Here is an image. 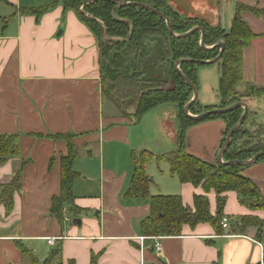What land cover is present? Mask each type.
<instances>
[{"label": "crops", "instance_id": "0c3cea01", "mask_svg": "<svg viewBox=\"0 0 264 264\" xmlns=\"http://www.w3.org/2000/svg\"><path fill=\"white\" fill-rule=\"evenodd\" d=\"M55 2L40 16L28 13ZM170 3L179 13L185 7L187 18L226 32L239 7H246L240 17L254 37L243 50V80L237 90L264 88V0ZM99 56L95 35L61 1L0 0V135L17 136L19 146L18 156L0 164V264H34L23 249L42 263L57 245H61L64 264H91L94 258L98 264H264V227L258 239L259 228L239 234L233 226L238 217L264 220V211L242 205L233 191L225 193L227 229L222 222L217 228L203 223L184 225L175 236L142 235L141 223L151 215L150 201L126 198L134 156L149 152L156 157L145 168L153 197L179 196L185 207L195 211V196H206L215 217L217 194L181 183L171 174L168 162L157 159L178 148L179 108L166 104L172 108L164 113L165 105L159 106L139 123L132 113L125 116L103 94ZM260 100L264 97L241 100L249 107L245 132L264 128L256 120L263 115ZM152 127L157 136L140 137ZM226 130L222 119L190 127L187 152L218 165ZM59 135L73 136L71 143L78 154L73 163L78 175L73 182V205L78 212L66 206L61 220L52 215L51 207L61 194V164L70 145ZM17 176L19 186L9 193ZM240 176L256 185L264 198V161L241 168ZM8 195L10 209L2 201ZM49 238L55 239L54 244H49Z\"/></svg>", "mask_w": 264, "mask_h": 264}, {"label": "trees", "instance_id": "16d2710c", "mask_svg": "<svg viewBox=\"0 0 264 264\" xmlns=\"http://www.w3.org/2000/svg\"><path fill=\"white\" fill-rule=\"evenodd\" d=\"M60 1L65 9H71L78 15L97 39L103 94L114 102L125 116H130V110H133L131 115L137 123L145 114L159 106L176 105L179 108L181 125L178 148L176 152L157 159L168 162L171 174L181 183H190L194 187H202L205 193L215 191L217 194L215 217L211 214L209 199L206 196H195V211L185 207L179 196L153 197L149 192L150 180L145 168L156 157L149 152L134 156V174L126 198L142 197L150 201L151 215L141 223L142 235L145 237L175 236L181 233L184 225L196 227L203 223H209L217 228L225 219L224 208L227 199L225 193L230 191L236 192L240 203L247 208L264 211V198L261 191L249 179L240 176V167L211 165L190 155L185 146L187 130L190 127L217 119L227 123L223 146L228 132L243 114V110L239 108L225 115H211L202 121L189 119L184 114V107L192 98V89L175 70V63L182 58L212 60L219 55L220 50L218 48L212 52L202 50L199 44L201 38L199 32L184 39H175L170 35L163 18L139 7L127 5L121 7L120 1L124 4L131 2L144 4L164 13L170 19L172 28L177 34H184L195 27H203L207 47L224 41L225 49L218 62L219 92L222 99L219 108L231 106L246 97H264V88L249 86L247 93L242 95L243 98H239L236 92L243 80V50L250 46L254 37L240 17L241 11L247 8L239 7L230 31L226 32L220 26H211L198 19L180 18L176 11L170 10L167 0H59V3ZM55 4L56 2L39 11L28 13L40 16ZM82 7L83 10H81ZM196 67L197 65L188 63L180 67L186 78L195 86H197ZM165 73L175 81L173 87L167 90L161 88ZM121 99L123 102L128 100L125 107L121 106ZM196 104L197 102L191 108V113L195 115L216 108L206 107L202 110L195 108ZM242 133H246L243 127L233 136L232 144L224 157L226 162L248 160L264 151V149H258L247 152V149L245 151L238 147L236 140ZM56 137L68 141L70 145L69 154L62 159L61 164V194L53 199L51 207L52 215L61 220L66 206L74 208L73 182L78 175L73 170V163L78 154L71 143L73 136ZM18 155L17 136L0 135V164ZM261 161H264V157ZM18 186L19 177L17 176L8 188L9 193ZM2 201L10 209L11 196L3 197ZM74 210L78 212L77 208ZM233 226L235 233L239 234L246 233L251 227L259 228L258 239H260L263 234L264 220L253 216L238 217L234 219ZM23 253L30 256L34 264H64L61 245H57L48 259L42 263L28 250L23 249ZM91 264H98L95 258Z\"/></svg>", "mask_w": 264, "mask_h": 264}, {"label": "water", "instance_id": "95a60500", "mask_svg": "<svg viewBox=\"0 0 264 264\" xmlns=\"http://www.w3.org/2000/svg\"><path fill=\"white\" fill-rule=\"evenodd\" d=\"M125 5L142 8L144 10L152 12V13L158 15L159 17L163 18L167 24V28L169 30L170 35L175 39H184V38L189 37L193 33L199 32L201 34L199 44H200V48L202 50L208 51V52H212L214 49H217V48L220 50L219 55L212 60H194V59L182 58L175 63V70L177 71L179 76L182 78V80L192 89V98L185 105L184 114L189 119L202 121L211 115H225V114H228L230 112H233V111L241 108L243 110V114L241 115L237 124L234 127H232L230 129V131L228 132L226 139H225V142H224V145L222 146V148L219 152V155L217 158V163L221 166H227V167L228 166L229 167L230 166H237L240 168H246V167H250V166L254 165L255 163L259 162L264 157V151L255 154L252 158H250L248 160H243V161L233 160V161H227L226 162L224 159L227 150L230 148V146L232 144L233 136L244 126L246 119L249 115V107L246 104V102L239 101V102H236L235 104L228 106L226 108H215V109L205 111V112L197 114V115L191 113V108L198 101V88L186 78L185 74L181 71L180 67H181V65H183L185 63L195 64V65H213V64L220 62L221 57H222L223 52H224V49H225L224 41H219L214 46L207 47L205 44V30L203 29V27H195L192 30H190L184 34H177V33H175V31L172 28L170 19L164 13L158 12L157 10H155L149 6H146L144 4H139V3H135V2L124 4L123 1H120L121 7L125 6ZM81 10H83V7L81 8ZM114 13H115V11H114ZM118 41H121V40H118Z\"/></svg>", "mask_w": 264, "mask_h": 264}, {"label": "rangeland", "instance_id": "374dc122", "mask_svg": "<svg viewBox=\"0 0 264 264\" xmlns=\"http://www.w3.org/2000/svg\"><path fill=\"white\" fill-rule=\"evenodd\" d=\"M174 0H167V4L170 8L171 11H176V8L173 7V4L170 2H173ZM185 7L179 8L182 12L179 13L180 18H186L188 17L186 10H184ZM185 12V13H184ZM90 16V14H87ZM206 23V22H205ZM152 64V63H151ZM167 68V67H166ZM197 70V88H198V101L195 106L197 109H204L207 105V108L211 107H216L219 108L221 107L222 104V99L220 96L219 92V81H220V66L219 64H213V65H197L196 67ZM167 73V71H166ZM165 75L163 76V84L161 85V88L163 90H167L168 88H172L173 84H175L174 78H170L169 76ZM178 84V83H177ZM236 92L238 93L239 98L243 96L244 94L247 93V91L243 93H239L238 90L236 89ZM244 99V98H243ZM128 101V100H127ZM123 102L122 99L120 100L121 106L125 107L128 102ZM259 105L258 107L262 109V116H260L258 119H256L258 122L263 124L264 127V101L260 100L257 102ZM169 108H172L170 105H165L163 112ZM129 109V106L127 110ZM133 112V110H130V113ZM143 130V129H139ZM143 133H140V137H143L145 133L151 134L152 136H157V131L155 127L151 128H145L143 130ZM244 133V132H243ZM242 133V134H243ZM240 134L239 137L236 140V144L238 147H240L242 150L247 149L248 151H256L258 149H264V128L260 129L258 128L257 130L253 131L251 134L249 131H246L245 134ZM255 134V136L253 135ZM262 135V139H261ZM145 139V138H142ZM157 146V144H156ZM153 162V161H151ZM154 167H157V164L155 163ZM241 172V171H239ZM240 174V173H239Z\"/></svg>", "mask_w": 264, "mask_h": 264}, {"label": "built area", "instance_id": "2783aa9c", "mask_svg": "<svg viewBox=\"0 0 264 264\" xmlns=\"http://www.w3.org/2000/svg\"><path fill=\"white\" fill-rule=\"evenodd\" d=\"M229 226H230V225H229V220L225 218V219L222 221V227L225 228V229H227V228H229ZM48 242H49L50 245H52V244H54L55 239H51V238H49V239H48ZM157 247H158V248H157V251L160 252V250H161V249H160V246L158 245Z\"/></svg>", "mask_w": 264, "mask_h": 264}, {"label": "flooded vegetation", "instance_id": "af4514ba", "mask_svg": "<svg viewBox=\"0 0 264 264\" xmlns=\"http://www.w3.org/2000/svg\"><path fill=\"white\" fill-rule=\"evenodd\" d=\"M185 19H188L187 17ZM189 19H193V18H189Z\"/></svg>", "mask_w": 264, "mask_h": 264}]
</instances>
